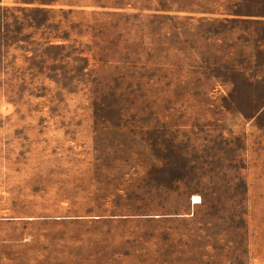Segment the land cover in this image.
Listing matches in <instances>:
<instances>
[{
	"label": "rangeland",
	"instance_id": "374dc122",
	"mask_svg": "<svg viewBox=\"0 0 264 264\" xmlns=\"http://www.w3.org/2000/svg\"><path fill=\"white\" fill-rule=\"evenodd\" d=\"M2 4L0 264H264V0Z\"/></svg>",
	"mask_w": 264,
	"mask_h": 264
},
{
	"label": "trees",
	"instance_id": "16d2710c",
	"mask_svg": "<svg viewBox=\"0 0 264 264\" xmlns=\"http://www.w3.org/2000/svg\"><path fill=\"white\" fill-rule=\"evenodd\" d=\"M116 9V7H113ZM25 11H32L34 13L42 14L45 17L49 15V13H55V11H47L44 9H25ZM143 10L139 9L137 13L135 14H127L123 13L120 11H91L89 13V23L87 28L89 29L91 33V39L94 38V41L97 42L100 40V37L103 35V32L106 31L107 27L108 29L112 30H120L124 25L130 24V23H135L138 18H143L141 15V12ZM159 11V10H156ZM59 12V11H57ZM82 12V11H79ZM62 13V12H61ZM72 12H69L70 14ZM198 14L202 15H216L217 17H201L199 20L202 23H219V24H226L230 21H239L243 20L240 19V17H255V16H263L264 13H258L257 15L253 13H242L241 11H224L221 13H214V12H206V11H200ZM149 17L152 20V23H158V25H162L163 23L169 24V23H183V22H191L194 20L193 17L188 16V17H177V16H171V15H158V14H152ZM28 24V28L35 30L36 32L40 30L41 27H44L43 24H36V21L29 15L26 17ZM25 20V19H23ZM249 21V19H248ZM10 22L11 19L4 15L3 13L0 14V33H4V30L6 26L9 28L10 27ZM14 22L15 23H22L19 17L15 16L14 17ZM45 22H47L45 20ZM23 25V23L21 24ZM49 25H55L54 23H49ZM46 30L50 28H45ZM56 29H59V26L56 25ZM72 30V29H71ZM94 31V33H92ZM71 32V31H70ZM45 35V34H44ZM66 38L64 36H60L59 33L53 34L49 32L47 34L46 39H43L42 42H40L43 46L47 48H60L62 47V44L66 42ZM34 42H38L35 39L33 40Z\"/></svg>",
	"mask_w": 264,
	"mask_h": 264
},
{
	"label": "bare ground",
	"instance_id": "6f19581e",
	"mask_svg": "<svg viewBox=\"0 0 264 264\" xmlns=\"http://www.w3.org/2000/svg\"><path fill=\"white\" fill-rule=\"evenodd\" d=\"M199 201H200V199L198 196H192V198H191L192 204H197V203H199Z\"/></svg>",
	"mask_w": 264,
	"mask_h": 264
},
{
	"label": "crops",
	"instance_id": "0c3cea01",
	"mask_svg": "<svg viewBox=\"0 0 264 264\" xmlns=\"http://www.w3.org/2000/svg\"><path fill=\"white\" fill-rule=\"evenodd\" d=\"M2 1H3V0H2ZM2 1H0V4H2ZM2 6H5V5L2 4Z\"/></svg>",
	"mask_w": 264,
	"mask_h": 264
}]
</instances>
